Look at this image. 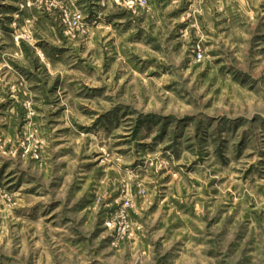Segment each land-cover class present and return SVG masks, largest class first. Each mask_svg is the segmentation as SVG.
<instances>
[{
  "label": "rangeland",
  "instance_id": "obj_1",
  "mask_svg": "<svg viewBox=\"0 0 264 264\" xmlns=\"http://www.w3.org/2000/svg\"><path fill=\"white\" fill-rule=\"evenodd\" d=\"M147 1L0 0V264H264V0Z\"/></svg>",
  "mask_w": 264,
  "mask_h": 264
},
{
  "label": "built area",
  "instance_id": "obj_2",
  "mask_svg": "<svg viewBox=\"0 0 264 264\" xmlns=\"http://www.w3.org/2000/svg\"><path fill=\"white\" fill-rule=\"evenodd\" d=\"M106 1L116 7L124 8L132 12H135L140 9H144L148 6L147 0H106ZM202 57H203L202 53L198 52L197 58L200 60L202 59Z\"/></svg>",
  "mask_w": 264,
  "mask_h": 264
}]
</instances>
